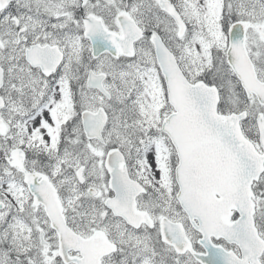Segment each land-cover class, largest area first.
Masks as SVG:
<instances>
[{
  "label": "snow or ice",
  "instance_id": "6c2138e0",
  "mask_svg": "<svg viewBox=\"0 0 264 264\" xmlns=\"http://www.w3.org/2000/svg\"><path fill=\"white\" fill-rule=\"evenodd\" d=\"M0 264H264V0H0Z\"/></svg>",
  "mask_w": 264,
  "mask_h": 264
}]
</instances>
